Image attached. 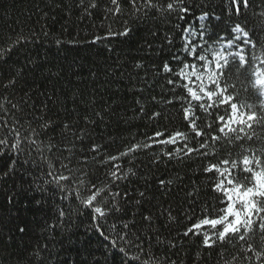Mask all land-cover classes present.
Masks as SVG:
<instances>
[{
	"label": "trees",
	"instance_id": "1",
	"mask_svg": "<svg viewBox=\"0 0 264 264\" xmlns=\"http://www.w3.org/2000/svg\"><path fill=\"white\" fill-rule=\"evenodd\" d=\"M255 2L259 4V0ZM98 3L99 9L85 15L80 0H0V52L11 50L6 62L0 63V104L6 108L10 107L9 101L17 105L21 111L15 115L25 118V126L31 122L39 131L47 125V136L39 139L50 141L63 152L67 158L63 163L74 170L70 173L59 169L65 176H74L67 183L61 182L65 191L61 192L54 183L38 191L43 180L53 177L46 175L47 167L33 153L37 166L18 164L0 181V264H28L34 255L46 264H124L119 247L128 246L115 236L105 239L101 233L107 234L106 228L98 231L101 222L91 209L80 205V199L90 194L93 181L96 187L107 190L99 197L101 205L111 199L112 193L120 192L126 195L124 199L116 197V201L125 207L129 196L140 199L139 193L144 192L141 206L129 201L123 218L135 223L139 234L152 241L151 245L147 240L142 242L144 253L159 260L179 259L181 264H192L189 256L195 255V249L187 243L182 245L180 240L182 225L189 224L185 214L194 213L198 218L204 214L202 207L217 203L209 185H214L218 177L202 172V165L209 160L195 155L190 159L163 156L162 152L172 149V145L154 144L136 153L134 159L130 156L118 161L125 172L132 168L135 175L128 173V180L115 187L110 185V168L101 162V157L119 155L132 143H151L148 137L156 131L185 129L179 104L173 107L165 103L173 98L168 92L171 86L162 78L164 74L156 76L154 72L163 62L175 65L168 51L159 50L166 43L162 39L166 27L159 28L153 38L150 29L154 26L131 17L126 5L123 15L108 17L104 11L111 7L108 0ZM224 3L225 0H211L206 10L220 15L223 21ZM199 14L197 9L189 15L188 22L198 25L195 16ZM247 20L255 39L259 33L250 13ZM222 21H211L218 25L217 31L225 30ZM125 26L130 29L128 35H119ZM172 35L179 45L180 33ZM97 37H104L103 43ZM137 63L142 68H135ZM12 83L14 87H8ZM137 100L147 114L138 110ZM154 112L160 115L153 117ZM224 112L221 108L219 114ZM93 144L100 148L95 159ZM57 156L59 152L53 158ZM81 179L86 185L80 184ZM160 179L171 180L172 184L164 187ZM69 208L72 211L67 218L59 216L60 210L67 214ZM169 209L178 220L168 219ZM145 215L153 217L151 230L142 219ZM112 222L119 223L110 217ZM157 235L160 244H156ZM194 239L190 238L189 243ZM169 241L177 247H168ZM135 254L132 247L129 256ZM204 255L208 257L204 264H222L215 254ZM235 255L239 257L238 252ZM235 264L255 262L238 259Z\"/></svg>",
	"mask_w": 264,
	"mask_h": 264
},
{
	"label": "snow or ice",
	"instance_id": "2",
	"mask_svg": "<svg viewBox=\"0 0 264 264\" xmlns=\"http://www.w3.org/2000/svg\"><path fill=\"white\" fill-rule=\"evenodd\" d=\"M210 2L108 0L111 7L104 10L108 17L123 15L126 5L131 17L148 21L154 26L150 29L153 38L157 36L159 28L166 27L162 37L166 43L159 50L168 51L175 65L163 62L154 72L156 76L164 74L162 78L171 86L168 92L173 98L166 99L165 103L173 107L179 104L181 123L185 130L169 133L156 131L148 137L151 143H132L119 155H109L106 159L101 157V162L109 166L108 179L110 185L115 187L120 181L129 179L128 173L135 175L132 168L125 172L118 161L130 156L134 159L136 153L150 149L154 144L174 146L162 152L163 156L169 158L190 159L195 155L209 160L207 165H202V172L213 173L218 177L214 185H209L212 199L217 203L215 206L202 207L201 212L204 214L198 218L194 213L185 214L189 224L182 225L184 231L180 240L182 245L187 243L189 248L195 249V255H190L189 259L192 264H204L208 258L204 253H210L215 254L222 264H235L238 259L264 264V0H259V4L255 0H225L223 21L220 15L206 10ZM80 6L85 15H91L93 10L100 7L98 0H80ZM197 9L200 10V14L195 16L198 25L187 19ZM249 13L259 33L255 39L253 31L248 28ZM212 20L222 21L225 30L217 31L218 25H213ZM129 31L125 26L118 34L126 36ZM177 31L180 33L179 45L175 44L172 35ZM96 39L102 43L104 41V37ZM148 46L152 47L151 44ZM10 54V49L0 52V63H5ZM135 68L140 69L142 65L137 63ZM8 87H14V83ZM242 94H246L243 100ZM8 103L9 108L0 104V181L15 171L18 164L31 163L37 166L33 155L36 153L48 169L46 175L53 177L52 180H43L37 190L44 191L45 185L54 183L61 192L65 191L61 182L67 183L74 176H65L59 169L70 173L74 170L63 163V159H67L63 152L50 141L45 143L39 139L47 136L44 131L47 125H42L39 131L31 126V122L25 126V118L15 115L21 110L10 101ZM136 103L138 110L147 114L144 105L139 100ZM221 108L225 109L223 114H219ZM159 115V112L152 114L153 117ZM165 136L167 138H163ZM81 140L83 142V137ZM177 144L179 147H175ZM99 151L98 145L91 146L93 159ZM57 152L59 156L53 158ZM83 154L87 158V151ZM237 170L238 175L235 174ZM159 183L167 187L172 181L160 179ZM80 184L86 185V181L81 179ZM106 191L96 187L93 181L90 194L80 199V205L91 209L94 218L101 222L98 231L106 228L107 234L101 233L105 239L115 236L116 240L124 241L128 246L119 247L124 264H181L179 259L159 260L144 253L142 242L147 240L151 245L152 241L147 235L139 234L135 223L123 218L129 201L141 206L144 192L139 193L140 199L129 196L124 201L125 207H121L116 197L124 199L126 193H112L111 199L100 204L99 197ZM76 195L79 197L80 193ZM71 211L69 208L66 214L60 210L59 216L67 218ZM167 211L169 220H178L170 209ZM110 217H115L119 223H109ZM142 219L148 222L151 230L153 217L145 215ZM132 229L137 231L134 233ZM192 237L195 239L189 243ZM116 240L112 241L114 247ZM257 240L261 243H257ZM160 243L162 241L157 235L156 244ZM132 247H135L136 254L129 256ZM168 247L175 248L177 244L169 241ZM237 252L239 257L235 255ZM141 253L148 258L143 259ZM33 261L35 264H46L43 259L37 260L35 255L28 264H33Z\"/></svg>",
	"mask_w": 264,
	"mask_h": 264
}]
</instances>
